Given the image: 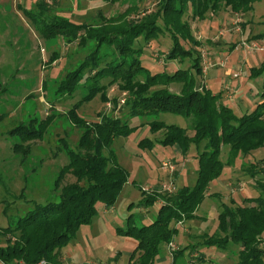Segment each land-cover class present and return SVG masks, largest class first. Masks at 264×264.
Here are the masks:
<instances>
[{"label":"rangeland","instance_id":"rangeland-1","mask_svg":"<svg viewBox=\"0 0 264 264\" xmlns=\"http://www.w3.org/2000/svg\"><path fill=\"white\" fill-rule=\"evenodd\" d=\"M42 1L52 6L58 0H0V227L11 225L35 203L47 201L60 168L68 161L65 142L75 149L81 137V129L67 113L85 89L78 86L70 95L60 93L58 87L59 80L83 59L84 53L78 52L79 40L68 44L61 36L50 35L48 39L40 36L29 12ZM60 1L57 7L64 8L63 13L76 22L96 23L101 11L107 22L121 25L130 20L140 22L160 2ZM182 20L186 27L162 24L163 29L157 35L137 42L143 65L152 73L183 75L188 71L197 88L210 89L236 115L252 111L264 90V73H259L264 61V49L261 50L264 0L254 2L246 12L222 6L215 13L207 12L204 18L194 17L193 8L188 5ZM110 52L108 46L101 49L103 54ZM168 89L179 93L181 86L174 82ZM126 99L127 94L114 84L108 89L107 102L98 94L76 109L87 123L102 120L101 114L119 116L128 123L130 131L116 136L104 153L113 151L129 176L115 203L108 206L99 200L91 222L81 225L61 247V253L70 262L61 256L60 264H128L137 240L119 233L118 227H126L130 215L138 225L151 223L164 201L159 197L155 202L145 201L146 194H169L174 191L167 189L171 185L176 189L194 187L197 183L198 156L204 144L193 142L183 152L177 143L163 142L165 130L153 131L150 125L151 121L160 120L188 128V119L169 111L130 115L124 105ZM49 115L53 117L45 139L29 140L25 144L30 143L31 148L25 154L15 152L14 144L21 142V137L10 131L21 124L36 129ZM188 134L194 132L189 130ZM263 156L261 147L249 155L239 154L229 163V146H223L220 159L224 165L220 174L209 181L195 216L172 222L178 231L171 242L163 245L155 264H237L238 245L220 247L203 243L217 230L223 202L243 203L246 197L259 194L255 179L243 167ZM73 180L72 174H65L62 184Z\"/></svg>","mask_w":264,"mask_h":264},{"label":"trees","instance_id":"trees-1","mask_svg":"<svg viewBox=\"0 0 264 264\" xmlns=\"http://www.w3.org/2000/svg\"><path fill=\"white\" fill-rule=\"evenodd\" d=\"M256 1L160 0L156 10L144 15L140 22L130 20L122 25L110 24L101 11L96 23L76 22L63 13L64 8L57 7L60 0L52 6L45 1L35 5L29 14L40 36L45 39L50 35L61 36L68 44L79 40L78 52L84 53L83 59H79L76 66L59 80L58 87L60 93L70 95L78 86L85 89L81 99L67 113L74 125L81 129V137L75 149L65 142L68 161L60 168L47 201L35 203L11 225L0 227L1 264H36L43 259L50 264H60L61 247L75 236L81 225L91 222L97 214V202L101 200L110 206L117 200L129 173L113 151L109 154L104 151L110 148L116 136L128 133L130 127L121 117L112 114H101L102 120L87 123L85 117L76 111L81 103L98 94L107 102L108 89L114 84L127 94L124 105L130 115L169 111L183 114L188 119V128L160 120L151 121L153 131L165 130V144L177 143L183 152L193 142L204 144L198 156L199 175L194 187L182 186L169 194L158 193L156 197L147 193L145 201L164 200L155 219L138 225L130 215L127 226L118 227L119 233L137 240L128 264H155L163 245L171 242L178 231L172 222L194 217L206 196L209 181L220 174L224 165L220 159L223 146H229V163L239 154L249 155L264 147V90L254 109L238 116L210 89L197 88L188 71L183 75L152 73L143 65L142 50L136 44L140 39L148 40L157 35L163 29L162 24L186 27L182 18L188 5L192 6L194 17L204 18L207 12L215 13L222 6L246 12ZM68 8L71 10L70 6ZM104 46L111 48V52L101 53ZM170 56L173 57L174 52ZM259 73H264V61ZM174 82L181 86L179 93L168 89ZM51 117L49 115L39 122L36 129L21 124L11 130L10 133L21 137V142L14 144L15 152L25 154L31 148L30 143H25L45 139ZM189 130L194 134L189 135ZM243 168L255 179L259 194L246 197L243 203L223 202L218 212L217 230L203 244L227 247L233 243L239 247L237 264H264V156L244 164ZM68 173L75 180L62 184Z\"/></svg>","mask_w":264,"mask_h":264},{"label":"built area","instance_id":"built-area-1","mask_svg":"<svg viewBox=\"0 0 264 264\" xmlns=\"http://www.w3.org/2000/svg\"><path fill=\"white\" fill-rule=\"evenodd\" d=\"M264 48H262L261 47V50H263ZM168 165V163H165V166H167ZM173 168V167H172ZM168 190H170V191H173V190H175V187H174V185H171L170 187H168L167 188ZM174 249L173 250H175L176 248L175 247H173ZM36 264H50V262L48 261V260H46V259H43V260H41V261H39L38 263H36Z\"/></svg>","mask_w":264,"mask_h":264},{"label":"crops","instance_id":"crops-1","mask_svg":"<svg viewBox=\"0 0 264 264\" xmlns=\"http://www.w3.org/2000/svg\"><path fill=\"white\" fill-rule=\"evenodd\" d=\"M159 185V184H158ZM157 189H159V187L157 188ZM160 204L162 203V202H159ZM199 253H197V254H195V255H198ZM62 257L67 261V262H70L69 260H68V258L64 255V254H62Z\"/></svg>","mask_w":264,"mask_h":264}]
</instances>
